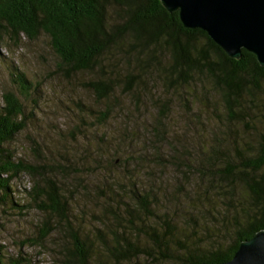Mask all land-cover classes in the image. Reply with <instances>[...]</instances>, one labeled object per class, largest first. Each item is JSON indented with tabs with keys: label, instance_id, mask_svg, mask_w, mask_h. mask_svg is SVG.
I'll list each match as a JSON object with an SVG mask.
<instances>
[{
	"label": "rangeland",
	"instance_id": "374dc122",
	"mask_svg": "<svg viewBox=\"0 0 264 264\" xmlns=\"http://www.w3.org/2000/svg\"><path fill=\"white\" fill-rule=\"evenodd\" d=\"M121 51L101 57L90 71L66 75L57 68L59 58L46 35L3 37L0 101L5 91L17 94L10 81L14 69L32 88L19 96L24 127L2 146L14 161L36 167L34 174L19 173L9 181L18 206L0 198L5 256L20 255L29 264H65L73 232L89 250L88 264H115L97 232L113 243L111 231H121L148 247L149 230L160 234L164 228L173 250L183 242L211 245L229 238L237 207L247 199L238 181L228 191L218 187L223 183L214 171L234 166L238 153L256 154L264 135V80L248 85L229 106L205 74L176 85L164 77L162 65L169 57L163 48L141 56ZM137 56L151 63L132 68L138 74L132 90L125 92L119 83L100 99L85 86L115 75L123 81L130 68L126 63L133 67ZM36 174L57 185L67 203L69 226L34 206L26 191ZM134 191L145 194L148 212L136 207ZM44 222L49 229L40 236ZM157 261L138 256L123 264Z\"/></svg>",
	"mask_w": 264,
	"mask_h": 264
},
{
	"label": "trees",
	"instance_id": "16d2710c",
	"mask_svg": "<svg viewBox=\"0 0 264 264\" xmlns=\"http://www.w3.org/2000/svg\"><path fill=\"white\" fill-rule=\"evenodd\" d=\"M41 33L48 37L50 49L59 58L57 68L66 75L92 70L98 59L111 54L112 50L135 52L141 56L147 51L163 48L169 57V61L162 65L165 66L164 77L176 85L187 83L193 74H205L229 106L240 99L248 85L254 86L259 80H264V66L258 65L251 53L241 49L239 59L229 58L204 31L184 28L177 12H167L158 0H0V44L5 35L16 40L20 35L34 39ZM138 56L134 58L133 67L126 63L130 68L124 71L123 81L116 79L115 75L98 78L85 86L100 99L119 83L125 92L132 90L138 78V74L132 73V68L144 69L151 63ZM10 76L18 95L12 91L1 94L0 198L9 199L13 206H18L11 197L9 181L19 173L34 174L36 167L21 160L14 161L12 152L2 145L24 127L25 116L19 96L28 95L32 87L17 69ZM104 116L105 112L101 118ZM260 141L256 154L245 157L238 153L234 166L227 164L214 171L215 178L223 183L218 187H225L228 191L238 181L247 199L245 206L239 204L237 207L239 216L233 218L229 238H219L211 245L183 242L173 250L167 244L170 234L164 228L160 234L149 230L152 243L148 247L132 242L121 231H111L113 243L105 241L97 232L115 264L131 262L138 256L155 262L165 259V264H214L230 259L240 241L264 229V135ZM35 176L37 180L26 191L31 195L34 206L56 215L69 226L67 203L55 182L39 174ZM130 194L136 207L149 211L145 194L136 191ZM48 229V223L44 222L40 236H45ZM141 230L146 231L143 226ZM70 238L72 246L66 249L65 264H88V248L75 232ZM157 262L160 263L159 260ZM0 264H29V261L20 255L5 256L0 244Z\"/></svg>",
	"mask_w": 264,
	"mask_h": 264
},
{
	"label": "water",
	"instance_id": "95a60500",
	"mask_svg": "<svg viewBox=\"0 0 264 264\" xmlns=\"http://www.w3.org/2000/svg\"><path fill=\"white\" fill-rule=\"evenodd\" d=\"M158 1L177 12L184 28L204 31L229 58L239 59L244 49L264 66V0ZM214 264H264V229L240 241L230 259Z\"/></svg>",
	"mask_w": 264,
	"mask_h": 264
}]
</instances>
